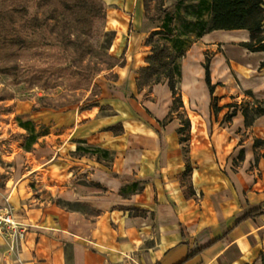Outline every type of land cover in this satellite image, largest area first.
<instances>
[{"label":"crops","instance_id":"obj_1","mask_svg":"<svg viewBox=\"0 0 264 264\" xmlns=\"http://www.w3.org/2000/svg\"><path fill=\"white\" fill-rule=\"evenodd\" d=\"M102 2L119 46L112 56L125 61L111 69L114 90L94 106L57 111L11 100L18 117L50 125L48 140L57 144L44 164L33 161L0 188V204L8 200L26 229L14 248L0 237V264H264V216L238 223L264 206V116L248 127L243 115L247 91L264 100V52H215L213 97L200 78V54H188L183 88L201 106L210 96L220 110L209 130L182 142L169 118L168 82L149 91L137 85L150 54L143 0ZM220 32L246 40V31H215L202 38L208 48L239 38ZM133 183L142 190L122 195ZM59 199L92 212L68 210Z\"/></svg>","mask_w":264,"mask_h":264},{"label":"rangeland","instance_id":"obj_2","mask_svg":"<svg viewBox=\"0 0 264 264\" xmlns=\"http://www.w3.org/2000/svg\"><path fill=\"white\" fill-rule=\"evenodd\" d=\"M63 2H67V6ZM77 2L0 0V68L5 71L0 74V98H12L0 102V188L12 176L19 179L33 161L42 159L44 164L45 158L54 154L50 148L57 144L48 140L52 131L50 125L33 122L27 116L18 117L10 104L11 100L15 103H35L37 110L46 108L57 111L94 106L102 96L105 97V93L114 90L110 57L119 47L118 43L113 46L115 31L106 25V13L91 17L76 6ZM50 9L55 19L47 23L44 14L50 15ZM135 9V19L138 21L139 7ZM209 19L210 0H153L149 14L144 13L143 17L142 31L148 35L156 33L153 46L166 45L172 49L175 57L170 58L168 69L173 72L174 68H180L181 74L176 79V101L172 96L169 118L177 119L185 138L191 133L209 130L213 115H217L215 102L211 101L210 96L208 103L201 106L194 99L192 91L182 86L183 66L188 54L193 51L200 54L203 69L200 78L209 91L204 65L211 62L215 52L243 58L255 53L245 46L251 41L247 31L246 40L242 38L243 33L220 32L222 39L228 35L239 38H227L231 43L221 40L216 44V49L208 48L209 44L202 39L204 35L199 37V31L194 30L196 22L207 23ZM167 23L172 28L173 38L169 37ZM184 33L190 34L189 47L185 46L187 38ZM150 51L151 47H148ZM183 52L185 56L181 57ZM241 53L246 56H241ZM209 71L212 82V74L216 72L214 68L211 71L210 63ZM29 77H33L31 89H27L24 83ZM145 89L149 91V87ZM255 99L248 97L245 103L253 106ZM148 100L155 102L156 97ZM161 106L167 107L164 97H161ZM21 107L23 109L24 106ZM201 107L204 112L200 110ZM28 121L30 125L24 124ZM32 130L38 133V141L27 150L26 141ZM70 208L92 212L84 205Z\"/></svg>","mask_w":264,"mask_h":264},{"label":"trees","instance_id":"obj_3","mask_svg":"<svg viewBox=\"0 0 264 264\" xmlns=\"http://www.w3.org/2000/svg\"><path fill=\"white\" fill-rule=\"evenodd\" d=\"M153 0H143L144 2V11L145 14H149L151 3ZM67 2H63L64 6H67ZM76 6L81 9L85 14L91 17H100L105 15L106 6L103 2L97 0H78ZM264 0H210V19L207 23L198 21L195 23V30L199 31L198 36L206 35L215 31H247L251 35V41L245 43V46L253 52H264ZM51 12V9L48 11ZM47 23H50L55 19L53 11L50 15L44 14ZM166 28L169 30V37L173 38L172 28L169 27V23L166 24ZM193 31V32H194ZM187 40L185 46L189 47L190 43V34H183ZM156 36V33H152L146 40V46L151 47L150 54L147 56L145 62L146 66L142 67L138 72L137 85L139 89L146 87L152 88L153 85L162 83L164 81L168 82V86L172 92L174 101H176V79L180 76V68H174L173 72L168 69V63L170 58L175 57L172 49L169 46L157 47L153 46V40ZM24 47L25 45H21ZM181 57L185 56L183 52ZM112 68L115 66L124 67L125 61L116 59L113 56L110 57ZM76 60L75 62H77ZM81 61V60H80ZM209 61L204 65L206 70V83L209 88L210 95L213 97L215 87L212 85L210 79L209 71ZM79 65V64H78ZM74 66H77V63H74ZM264 66V62L262 63ZM5 71L3 68H0V74H4ZM113 78H117L116 75H113ZM33 77H29L24 80V83L27 85V89H31L34 85L32 81ZM246 95L249 97H254L251 91H247ZM12 99V98H0V102ZM214 102V100L212 99ZM216 112L220 109L215 105ZM243 115L245 118V125L252 126L253 123L261 116H264V100L255 99L254 105L244 103L243 105ZM30 122L28 121L27 123ZM26 130H28L26 128ZM183 129H179L178 133L182 134ZM187 139L185 137L181 138L182 142H185ZM38 141V133L35 130L30 132V135L27 137L26 149L29 150L34 143ZM257 144V142H256ZM127 189L131 191H141L142 188L138 183H133L126 188L121 190L122 195L127 194ZM57 204L67 208L68 210H75L70 208V206L81 205L79 203H71L63 200H58ZM135 210L137 214H144V211ZM264 216V206L252 209L246 212L239 220L238 223L248 220L250 218H259Z\"/></svg>","mask_w":264,"mask_h":264},{"label":"built area","instance_id":"obj_4","mask_svg":"<svg viewBox=\"0 0 264 264\" xmlns=\"http://www.w3.org/2000/svg\"><path fill=\"white\" fill-rule=\"evenodd\" d=\"M25 236V227L14 219L13 211L6 200L4 204H0V237L10 239L14 248L15 244L23 240Z\"/></svg>","mask_w":264,"mask_h":264}]
</instances>
